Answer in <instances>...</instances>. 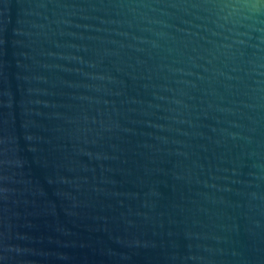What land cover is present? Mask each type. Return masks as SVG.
I'll use <instances>...</instances> for the list:
<instances>
[{
    "label": "water",
    "instance_id": "obj_1",
    "mask_svg": "<svg viewBox=\"0 0 264 264\" xmlns=\"http://www.w3.org/2000/svg\"><path fill=\"white\" fill-rule=\"evenodd\" d=\"M0 264H264V0H0Z\"/></svg>",
    "mask_w": 264,
    "mask_h": 264
}]
</instances>
